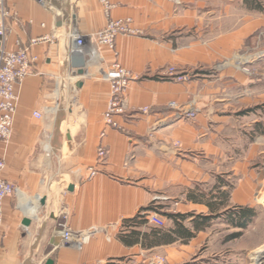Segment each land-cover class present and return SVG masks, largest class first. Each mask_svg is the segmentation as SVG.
<instances>
[{
  "label": "crops",
  "instance_id": "obj_1",
  "mask_svg": "<svg viewBox=\"0 0 264 264\" xmlns=\"http://www.w3.org/2000/svg\"><path fill=\"white\" fill-rule=\"evenodd\" d=\"M110 1L111 16L132 17L142 30L118 36L115 47L91 38L108 23L99 0L8 3L7 47L29 45L39 58L18 88L13 136L0 143L2 177L20 187L3 205L0 264H152L158 256L163 264H252L264 244V82H247L253 95L236 96V104L225 84L234 77L236 86L233 68L192 82L166 76L170 66L196 70L233 54L232 29L220 27V14L231 23L230 5ZM73 27L86 38L80 75ZM99 56L139 76L118 128L105 124L111 88ZM172 101L198 106L196 118H177ZM145 106L152 112H140ZM100 145L107 156L90 177ZM244 206L257 214L247 227ZM152 211L165 226L150 222ZM63 224L91 231L82 250L59 243Z\"/></svg>",
  "mask_w": 264,
  "mask_h": 264
},
{
  "label": "built area",
  "instance_id": "obj_2",
  "mask_svg": "<svg viewBox=\"0 0 264 264\" xmlns=\"http://www.w3.org/2000/svg\"><path fill=\"white\" fill-rule=\"evenodd\" d=\"M18 0H0V143H8L12 138L15 115L18 109V103L20 100V88L23 84L24 79L34 72V67L37 64L38 55L32 53V49L29 45L18 46V49L11 50L7 47V42L9 38V27L7 24V19L12 15V10L9 7V2H14ZM41 3L45 4L49 0H39ZM102 3L104 13L108 18L107 25L95 32L92 35V40L99 45H106L110 47H115V42L118 36L122 34L128 35H139L142 30L134 27V20L132 17H122L114 18L111 16L112 10L116 7L114 2L110 0H99ZM179 5L182 3L181 0H174ZM50 7L55 9V3H50ZM71 37L74 40V44L78 50L86 48V38L81 32H78L75 27L71 28ZM48 36L36 37L31 40L30 45H36L42 41L48 40ZM81 52V51H80ZM83 55L84 52L82 50ZM102 61V66L100 67L101 78L109 83L111 88V96L109 100L108 107L104 113V120L107 126L120 127L116 116H120L125 112H128L130 108V102L127 98V91L130 85L138 80L139 76H136L119 61H115L109 65L104 64L102 56H99ZM166 76H175L176 68L169 67L166 71ZM188 75H180L179 80L183 78L188 79ZM176 78V77H175ZM58 105V98L55 101ZM174 109L177 108L176 102L172 103ZM140 111H149V107H141ZM179 112V114H183ZM35 117H42L40 111L36 112ZM176 144L179 145L177 142ZM107 156V150L105 146L100 145L97 154V165L90 169V177H94L97 174V166L99 163ZM5 159L0 157V234L4 227V202L8 198L18 196L20 194V187L14 183L6 180L2 177V172L6 168ZM150 222L154 223L156 226L163 227L166 224L164 217L160 215L157 211H152L149 214ZM55 234L59 237V243L63 245H73L80 250L86 242L88 236L92 233L89 230L81 231L75 230L68 224H63L57 227ZM152 264H163L164 258L158 256ZM81 264H96V263H81Z\"/></svg>",
  "mask_w": 264,
  "mask_h": 264
},
{
  "label": "rangeland",
  "instance_id": "obj_3",
  "mask_svg": "<svg viewBox=\"0 0 264 264\" xmlns=\"http://www.w3.org/2000/svg\"><path fill=\"white\" fill-rule=\"evenodd\" d=\"M220 5L222 2L224 4L230 5L231 13V23L226 18V14H220L222 30L229 31L232 29V41H233V54L230 57H224L221 61L215 62L209 67L201 66L196 70H178L176 67V75L168 76L172 77L176 81L182 82H192L199 78L201 75H210L213 71L219 73L223 72L228 68H233L235 70V85L234 81H231L232 78L225 80L227 81L226 85L234 86L229 93H226L229 97L236 99V96H252L253 92L249 86H246L247 82L254 81L256 79L264 82V0H219ZM228 2V3H227ZM247 6H252L258 10L249 11ZM249 58V62L241 63L240 57ZM172 67V66H170ZM174 67V66H173ZM188 75V79L179 80L180 75ZM201 74V75H200ZM176 77V78H175ZM224 80V82H225ZM223 82V81H220ZM170 107L175 111L177 118H196L197 111H199L198 106L186 107V104H180L176 102L177 108L174 109L172 103ZM237 104V99H236ZM179 114V112H183ZM143 112V111H140ZM151 108L149 111L143 113H151ZM125 112L122 115H125ZM117 119V118H116ZM119 122V121H118ZM120 124V123H119ZM121 125V124H120ZM259 201L264 204V196L259 198ZM236 245L237 241L234 242ZM254 255V261L252 264H258L261 261V264H264V244L259 246V249Z\"/></svg>",
  "mask_w": 264,
  "mask_h": 264
},
{
  "label": "water",
  "instance_id": "obj_4",
  "mask_svg": "<svg viewBox=\"0 0 264 264\" xmlns=\"http://www.w3.org/2000/svg\"><path fill=\"white\" fill-rule=\"evenodd\" d=\"M71 61H72V65L74 68L78 69V74H82L84 72V66L86 65V60H85V57L83 55V53H74L72 54L71 56ZM78 86L80 84H77ZM70 137V135H69ZM73 185L70 186V189H73ZM42 202H44V200H42ZM31 221L27 218L24 220V224L27 225V224H30ZM258 264H261V261H259Z\"/></svg>",
  "mask_w": 264,
  "mask_h": 264
},
{
  "label": "trees",
  "instance_id": "obj_5",
  "mask_svg": "<svg viewBox=\"0 0 264 264\" xmlns=\"http://www.w3.org/2000/svg\"><path fill=\"white\" fill-rule=\"evenodd\" d=\"M169 78H171V77H169ZM147 209L148 208H146L144 210H147ZM242 214H243V219H244L243 220L244 221L243 226H245V227H247L249 225V223L251 221H253L254 217L257 216L256 212H254V210L252 208H250L249 206H244ZM169 217L170 218L171 217L176 218V217H178V215L171 213V214H169ZM239 235H241V233H235L234 234V236H239Z\"/></svg>",
  "mask_w": 264,
  "mask_h": 264
},
{
  "label": "bare ground",
  "instance_id": "obj_6",
  "mask_svg": "<svg viewBox=\"0 0 264 264\" xmlns=\"http://www.w3.org/2000/svg\"><path fill=\"white\" fill-rule=\"evenodd\" d=\"M249 60H250V59L247 58V57H245V56H244V57H240V62H241V63H247V62H249ZM26 211H27V210H26Z\"/></svg>",
  "mask_w": 264,
  "mask_h": 264
}]
</instances>
